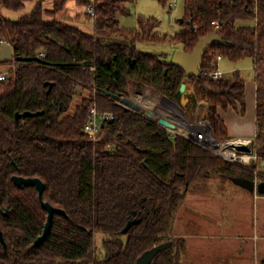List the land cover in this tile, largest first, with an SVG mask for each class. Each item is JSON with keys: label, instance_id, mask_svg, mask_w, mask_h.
Listing matches in <instances>:
<instances>
[{"label": "trees", "instance_id": "obj_1", "mask_svg": "<svg viewBox=\"0 0 264 264\" xmlns=\"http://www.w3.org/2000/svg\"><path fill=\"white\" fill-rule=\"evenodd\" d=\"M26 1L0 0L15 11ZM78 1L85 8L94 5L95 13L71 15L67 0L45 10L37 0L18 19L0 18V47L8 41L15 50L13 59H0V66L10 65L0 79V227L6 240V246L0 240V264H135L144 251L169 240L172 246L151 264H182L185 238L175 236L173 227L188 194L209 187L214 178L254 179L255 169L264 181V166L228 161L114 95L152 87L180 102L182 84L192 85L189 101L209 103L214 134L229 139L220 109L246 112V81L239 71L221 79L208 73L219 55L233 61L252 58L254 145L264 159V0H185L184 30L174 34L159 32L156 17L139 16L138 27L122 26L120 13L129 12L131 0ZM82 15L94 24L93 34L70 24ZM213 33L220 39L205 51L197 75L174 65L165 53L138 47L139 42L169 41L193 51ZM33 56L42 60L18 59ZM84 92L89 94L73 109ZM93 106L112 114L97 142L84 131ZM27 110L38 114L17 119V112ZM14 175L41 178L44 200L66 211L54 214L39 245L35 241L48 211L37 187L16 185ZM130 220L136 221L124 234ZM96 234L101 235L98 245Z\"/></svg>", "mask_w": 264, "mask_h": 264}, {"label": "rangeland", "instance_id": "obj_2", "mask_svg": "<svg viewBox=\"0 0 264 264\" xmlns=\"http://www.w3.org/2000/svg\"><path fill=\"white\" fill-rule=\"evenodd\" d=\"M170 2H175V5L170 7ZM184 2L185 0H168L167 3L164 4L160 0H131L127 3L129 12L120 13V24L124 27L133 28L138 27L139 16L156 17L160 21L157 28L159 32L174 34L176 32L183 31L184 26L181 23V19L185 14ZM34 3L35 1L28 0L26 8L20 11L8 9L2 3L1 5L5 8L8 18L16 19L19 15L30 12ZM5 47L6 46L4 45V48ZM138 47L140 50L145 52L165 53V57L169 60L174 59L177 51L183 50V45L181 43L176 44L169 41L139 42ZM1 54L3 57L6 56L5 50ZM248 60L244 62L242 61L241 63L246 65V63L249 62ZM9 68L10 65H3L0 66V71ZM233 71L234 70H227L225 72L226 76H231ZM242 72V77H244L246 81L254 76L253 69H243ZM188 87L192 89V93L194 91L193 86L188 85ZM148 89H150V93L158 99V105L163 106L161 99L164 98V94L156 91L152 87H146L144 90L131 88L129 96L135 100L134 94L136 92H145ZM88 94L89 92H84L83 95H78L73 103V109L81 102L82 97ZM187 96L188 90L186 88V91L182 94L181 101H174L184 113L185 120L189 123L196 124L209 114L208 107L205 108L204 105H201L197 113L198 105L195 101L190 102ZM245 113L241 114L244 115ZM175 129L178 131L177 128ZM171 131L177 133L176 131ZM180 134L182 135V133ZM231 138H233V136H230L229 139ZM237 189L243 190L245 188H242V186L231 180L221 182L219 179L214 178L209 180V187H204L202 189L199 188L188 194L178 211L173 227V234L175 236L185 238V247L182 251L181 257L182 264H191L185 261L188 257L185 256L186 248L189 245L192 247V244L198 241L212 244L215 247V251L211 252L212 257L219 258L221 256H227L231 259L232 264V259L240 255L237 251H235L236 249L234 248V243L237 240L241 242L232 235H242V233L246 230L248 231L254 228L258 229V227L261 232H264V198L261 197L259 201L256 200L255 203H253L254 201L252 198H249V195L245 190L241 194L240 191H237ZM254 207L256 210L255 215L253 214ZM196 232H206L215 235L222 234L226 235V237L205 236L203 239H198L199 237L194 235ZM185 234L187 235L185 236ZM100 243L101 235L96 234V244L98 245ZM226 245L229 251L223 253V248ZM189 255L191 257V254ZM253 261L254 264H264V252L260 251L259 257H256L255 253Z\"/></svg>", "mask_w": 264, "mask_h": 264}, {"label": "crops", "instance_id": "obj_3", "mask_svg": "<svg viewBox=\"0 0 264 264\" xmlns=\"http://www.w3.org/2000/svg\"><path fill=\"white\" fill-rule=\"evenodd\" d=\"M27 1H26V5L24 8H26L27 6ZM33 1H35V3L32 9L35 7L37 0H33ZM55 3H56V0H43V8L45 10H52L55 7ZM66 4H67L68 11L71 15H78V14L81 15L87 11L86 10L87 8H85L83 4L79 3L78 0H67ZM6 14L7 12L5 11V8L2 7L1 2H0V18H8ZM21 16L22 15H19V17ZM44 17L45 19H52V17L49 16L48 14H45ZM70 24L77 26L81 30L87 33H90V34H93L95 32L94 24L86 20L84 15H82L77 20L70 21ZM4 45L6 46L5 48H4ZM4 50L6 52V56L3 57L1 53ZM14 57H15V50H14L13 45L9 43L8 41H3L0 47V59L1 60H11ZM247 58L249 60L246 58H243L238 61H233L230 59L228 60V58H225V57H222L219 60V67L225 72L227 70H234L233 71V74H234L235 72L239 71L242 76L243 69H253L254 70V76L251 79L246 81V79L243 77L246 81V92H245L246 102H247L246 113L243 115L240 113L239 110L235 109L234 107H229L228 109L221 108L220 112L226 120L229 136H233V138L231 139L242 138V139L252 140L254 142V139L257 133V124H256V120H257L256 119L257 82L255 80L256 72L254 69V66H255L254 60L249 57ZM247 60L249 62L246 63V65H243L241 63L242 61L244 62ZM9 69L2 70L1 72L7 71ZM187 90H188V94H190L192 91V89L189 88L188 85H187ZM205 103H206L205 105L207 106V102ZM260 165L264 166V162H261ZM244 190L248 193L249 198L250 199L252 198V200L254 201L253 203H255L256 200L259 201L261 197L264 198V195H261L259 192H252L246 188L243 190L237 189V191H240L241 194L243 193ZM255 211L256 210L254 207V212H253L254 215H255ZM186 235L187 234H185V236ZM194 235L199 237L198 239H203V237L205 236L207 237L225 236L226 237V235H222V234L215 235V234H210L206 232H196L194 233ZM232 236L241 241L239 242L237 240L234 243L235 245L234 248L236 249L235 251H237L238 254L240 255L232 259L233 260L232 264H254L253 258H255V253H256V257L257 256L259 257L260 251L264 252V232H261L259 227L258 229L254 228L252 230H248V231L246 230L244 233H242V235H232ZM223 249H224V251H222L223 253H225L226 251H229V249L227 248V245ZM232 249H233V246H232ZM212 251H215V247L212 244H209L206 242H200V241L195 242L192 244V247L190 245L187 246L185 256H188V257L185 259V261L191 264H231V259L227 256H221L219 258L212 257L211 256ZM189 254H191V257Z\"/></svg>", "mask_w": 264, "mask_h": 264}, {"label": "water", "instance_id": "obj_4", "mask_svg": "<svg viewBox=\"0 0 264 264\" xmlns=\"http://www.w3.org/2000/svg\"><path fill=\"white\" fill-rule=\"evenodd\" d=\"M183 21V18L181 19ZM193 26V25H192ZM220 38L216 33L210 34L208 36H205L200 39L197 47L193 51H186V50H179L174 56L173 59V64L182 68L185 70L186 73L188 74H199L200 72V65L203 59V55L205 51L208 49V47L218 41ZM19 60H42L40 56H33V57H18ZM187 88V84L183 83L181 86V92H185ZM116 99L121 101V103L126 104L129 108H137L140 109L145 113L147 117H149L152 120L157 121L159 124L168 127L169 129L175 130L177 127V124L170 118L162 117L157 115L153 110L144 108L139 105L132 97L130 96H120V95H114ZM164 97H167L171 101L175 103L173 99H171L169 96L164 94ZM209 103H207V107H209ZM38 112H33V111H24V112H17L16 117L17 119L19 118H24L28 115H36ZM194 138V136H191ZM13 180L16 185L18 186H29V185H34L37 187L39 191V196L42 202V205L44 208L47 209L48 211V219L45 224V228L43 233L36 239L35 244L39 245L41 244L48 236L51 226H52V220L54 217L55 213H62L66 214L65 209L56 207L50 202L44 200L43 198V193L46 188L45 182L39 178V177H25L21 175H14ZM232 181H234L236 184L252 191V192H259L260 194L264 195V181H261L258 183L256 186V183L253 179L247 178V177H241V176H234L232 177ZM136 220L132 221L130 220L126 226L123 229V233L126 234L133 222ZM0 240L6 246V240L3 234V231L0 227ZM173 242L171 240L162 242L158 245L153 246L150 249H147L144 251L136 260L135 264H151L154 260V258L158 255L159 252L171 247Z\"/></svg>", "mask_w": 264, "mask_h": 264}, {"label": "built area", "instance_id": "obj_5", "mask_svg": "<svg viewBox=\"0 0 264 264\" xmlns=\"http://www.w3.org/2000/svg\"><path fill=\"white\" fill-rule=\"evenodd\" d=\"M169 5L170 7H173L175 5V2H170ZM86 10L87 12L91 14L95 13L94 5L87 6ZM40 56L41 57L46 56V52L42 50L40 52ZM221 58H222L221 55L217 57V59L214 61L215 68L208 73L213 79H221V78L226 77L225 71H223L219 67V60ZM8 74H9V70L1 72L0 79H5ZM119 102L121 103V101ZM205 104L206 103L204 100H200L198 102L197 113L201 105H204L205 108H207ZM123 105L127 106L126 104H123ZM111 117H112L111 112L101 111L96 106H93L91 108L90 118L84 126V131L88 134L90 140H92L93 142H97L100 139V135L103 131L104 124ZM166 128L169 129L168 127ZM169 130H172V129H169ZM173 131H176V129ZM176 132L179 133L178 131ZM182 135L200 144L204 148L211 150L215 154L227 159L228 161L234 162V163H240L244 165H251V164L260 165L261 162H264V159L255 150V145L252 140L242 139V138L222 139V138L217 137L214 134V131L211 126V122L208 118V115L196 124L191 123V127L189 128L188 133H185V134L182 133ZM191 136H194V138H192ZM232 143H237L238 147L235 148ZM112 147H113L112 145H109V148H112ZM254 174H255V177L253 180L255 181L256 186H257L258 183L261 182V180L259 179V170L255 169Z\"/></svg>", "mask_w": 264, "mask_h": 264}, {"label": "bare ground", "instance_id": "obj_6", "mask_svg": "<svg viewBox=\"0 0 264 264\" xmlns=\"http://www.w3.org/2000/svg\"><path fill=\"white\" fill-rule=\"evenodd\" d=\"M135 101L140 106L153 110L157 115L172 118L177 123V130L180 133H188L191 123L187 122L184 118L182 110L167 97L162 98V105H158V99L150 93V89L145 92L138 91L134 94ZM160 100V99H159ZM160 100V101H161ZM176 118V119H175ZM237 148V143H232Z\"/></svg>", "mask_w": 264, "mask_h": 264}]
</instances>
